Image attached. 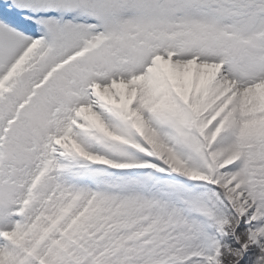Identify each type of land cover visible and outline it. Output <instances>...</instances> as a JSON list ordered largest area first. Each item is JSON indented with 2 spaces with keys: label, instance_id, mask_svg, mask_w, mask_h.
<instances>
[{
  "label": "snow or ice",
  "instance_id": "obj_1",
  "mask_svg": "<svg viewBox=\"0 0 264 264\" xmlns=\"http://www.w3.org/2000/svg\"><path fill=\"white\" fill-rule=\"evenodd\" d=\"M0 264H264V0H0Z\"/></svg>",
  "mask_w": 264,
  "mask_h": 264
}]
</instances>
